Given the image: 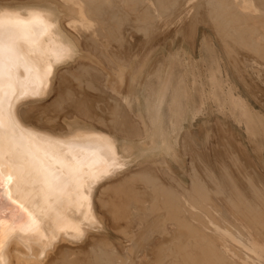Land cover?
I'll return each mask as SVG.
<instances>
[{"label":"rangeland","instance_id":"374dc122","mask_svg":"<svg viewBox=\"0 0 264 264\" xmlns=\"http://www.w3.org/2000/svg\"><path fill=\"white\" fill-rule=\"evenodd\" d=\"M0 1H2V0H0ZM3 1H7V0H3ZM19 1H22V0H8L7 2L15 3V2H19ZM28 1H34V0H28ZM108 1H112V0H108ZM115 1L116 0H114V3H116V5H118L119 8L121 7V4H122V8H120V9L118 8L120 11L119 12L120 14L119 13H117L118 15L113 14V12L115 13L116 10H117L116 12H118V9H116L115 11H111L112 12L111 16H115L116 18H117V16H119L118 19L113 17L114 19H111L107 22L100 23V25H99L100 27H98L99 19L98 20L96 19L95 21H93L94 23H97V24H94V26H93V28H97V31H96V30L88 29L87 25H89V22H88L89 20L86 18H83L82 19L83 23L87 24L84 26V29H82V30L78 29L80 32L75 30V29L71 30V31L69 30L70 34L75 39L79 40V41H77V46L80 50L81 56L80 55L78 56L77 60L73 63V65L72 64L70 66L64 65L63 67H61L58 70L60 72V71L64 70L65 68L67 69L68 66L71 67L70 71L72 73L70 72V77H69L70 78L69 79V81H70V112L69 113L70 114H68V115H70V122L71 121H79L85 125L93 126L96 129L103 130L104 132L108 131L107 133H111V134L116 135L117 138H119L122 141L121 142L122 146L124 145L123 139L128 138L127 140L133 142L132 144L135 145L136 148H134L132 151L135 154V156L138 158L140 163L138 166L135 165L132 169L128 170L127 175L131 176L132 172H133V174H136V173L138 174V172H141V171L149 172L150 168H151V170L154 169V171L153 172L150 171L151 174H150V176H148L149 179L145 178L144 175L135 177L134 178L135 180L133 179V181H135L134 182L135 184L130 182L131 184L130 183L129 184L131 186L128 185V187L130 189H132V187H133V189H134V188H138V186L140 187L139 184H141L142 188L143 187L146 188V189L144 188L145 191L149 190V191H147V193L148 192L149 193L148 194L146 193V195L144 196L145 199H147V200H144V202H143V199L141 198L142 199L141 204L142 203L145 204L146 202H149V203L153 202L152 204L153 205L155 204V206H157V207H159V206L162 207L163 204H164V206H163L162 212L161 211L156 212V209L155 210L152 208L149 209V206H150L149 204H147V203L145 205L143 204V206H147V207H144L147 209H144V208L143 209L146 211L148 210V212L146 213L145 211L141 210V212H140L141 217H140L138 210H135L138 212V216L140 217V219L138 220L137 219L138 218L137 212H135L134 209L132 210V208L128 209L129 207H131V205H133V204L136 205V204L140 203L139 200H138L139 202L137 201L136 203H134V201L130 200L133 197H135L133 193H132L133 194V197H132V196H130L131 193L130 194L127 193L128 195L123 194V192L121 190H117L118 189L117 188L113 191L112 194H111V192L108 195L106 194L104 200L108 199L107 201L109 202V204L113 201L112 204H110L109 209H108L109 205L106 204V202H104V201H101V202L97 201L98 204L96 203V207L98 209L97 210L98 214L103 219V223L107 227L106 228L107 229L106 236H108V238H109V242L105 243L102 241L103 244H100V245L104 248V249H102L104 251V253L106 252V254L108 253L107 254L108 256L109 255L111 256V257L109 256L111 261L113 258V262H111V264H113V263L114 264H150L151 261L153 260L152 258L155 257L154 255L159 250L157 248H160V251H161V246L163 245V247L165 246L164 248L162 247L163 249H165V250L162 249V251L164 252V255L166 254L167 255L166 257H168L171 253L170 256H173L172 253L173 252L176 253V249H178L179 246L181 244H183V242H184L183 245L184 246L186 245L185 246L186 248L183 245H181V248H179L183 252V255L180 253V250L178 249L179 250L178 256H177V254H175L172 257L173 260L168 259V258L166 259L165 256L163 255V252L161 251L162 255L164 256V258L166 260L165 261L161 260L164 258L157 260V258L155 257L156 259L154 258L153 263L154 264H156V263L157 264H160V263H162V264L163 263L164 264L169 263L170 264V262H171V264H172L173 262H175L173 264H176V262L178 261L177 263L184 264L186 261L185 264H188L189 262H190L189 264H197V263L198 264H202V263L212 264L210 262L215 258V256H217L218 253H219V255H221V253L219 252V250H218V253H217V250H215L219 247L218 240L213 238L208 233V230H207V226L209 225V219L206 217V214L207 215H209V214L207 213L208 209L206 210V207L213 209V204L218 202L223 208H226L228 210V212L231 214V216L234 220L241 218V220L245 224V227L251 232L252 235H254V237H255V235L260 236V235L264 234V227L259 225L261 227V229L263 228L261 231V229L255 223V220L253 221V220H251V218L248 219L249 217H247V212H245V211L248 208L247 207V204H248L247 201H250V200H248L249 198L244 196L245 194L244 195L242 194L243 196L241 194L239 195V192H241V188H240V186H241V187H244V188H242L241 193H243L247 189L249 191V189H250L254 194L257 193L256 196H259L262 199L264 197V183H263L264 182V174H263L264 173V131H263L264 130V62H263L264 61V54H263L264 53V9L263 8L264 7H262V6H264V4H263L264 0L263 1L260 0L259 2H258V0H244L245 4H246L245 7L247 6V8H244V6H242V4L239 3L240 0H235V1L234 0H228V1L223 0V2L227 1L228 5H227V3H223V5L226 4L227 5L226 10L228 12H230L229 16H227L228 18L227 17L224 18L225 20L224 19L221 20L223 16L221 15V13H218V11L221 12L220 6H222L219 2L220 0H218V1L217 0H214V1L213 0L212 1L211 0H205L207 2H205L206 4H204L203 7L205 8V5H206V8L202 9V11L198 7V5L201 3V2H199L200 0H198V1L197 0H183L184 3H182L181 0H172V1L171 0H167V1L163 0V2H162V0H161V2L159 0H157V1L155 0L156 2L153 0H147L148 2L145 1V3H147V5H149V7L151 6L150 8H152V9H150V8L148 9V6L145 3H143L144 0L143 1L137 0V2L138 1H140V3L142 2L141 6H140V4L138 5L137 2L134 0V2H136V4L133 3L131 5L133 7V5L135 4L136 6H134V7L136 9L133 8V10L131 9L132 7L130 4L127 6H124L126 0H124V1L117 0L116 2ZM120 1H121V3H120ZM193 1H194V3H193ZM231 1L233 2V4ZM122 2H124V3H122ZM157 2H160L162 5L160 3H159L160 5H159ZM171 2H174V3H171ZM214 2L216 4L213 5ZM175 3L176 4L179 3V5L181 3L182 5H180V7H179V5L178 4L176 5ZM195 3H198V5ZM209 3L211 5V7H210ZM221 3H222V0H221ZM126 4H128V3H126ZM142 4L146 5L147 7L145 8ZM234 4H235V6L237 5L238 8H237V6L235 7ZM168 5H169V7H168ZM112 6H114L113 2H112ZM128 6H130V7H128ZM159 6H162L163 10H160V12L158 10V12H157V8H159ZM228 6H230V7H228ZM171 7H173V8H171ZM178 7H179V9H178ZM214 7L216 10L214 9ZM233 7H235V10H232V9H234ZM138 8H139V10H137ZM142 8H144V9H142ZM239 8L240 9L242 8L241 10L246 11L247 14L248 13L249 14L251 13V14L247 15L243 11L245 13L243 16L242 15L243 13L242 14H241V12H240V14L238 13V11H240ZM255 8H256V10H255ZM68 9L69 8L67 7L65 9V11L67 12ZM145 9H146L148 15H147V13H145L146 11L144 12ZM173 9L175 12L173 11ZM198 9H200V10L198 11ZM140 10H142V11H140ZM149 10H151V11H149ZM204 10H208V11L213 12V15L211 16V14H212L211 12L207 11L208 12L207 13ZM70 11L72 13L76 12V10L74 8H70ZM123 11H124V13H123ZM132 11L135 12L134 13L135 15L137 13L138 14V15H136V16H138L137 18L140 19V17H141L140 20H142V21H143L142 16H145L144 18L147 19L148 16L150 15V19L149 20L147 19L148 22H152L151 14L156 15L158 17L161 15L160 18L162 17L163 23H160V25L158 24L157 27L156 26L153 27L152 28L153 30L152 29H150V30L148 29V31L145 30L146 32H149V31H152V32H150L149 34L147 33V36H144L143 33L146 34V32L141 29V26L137 29L138 26L133 27L134 25H132L133 24L132 20H135V15L133 13H131V14H133V15H131V17L129 16L130 15L129 13ZM152 11L154 13H152ZM161 11H162V13H164L163 15H166L168 13L169 16L167 15L166 18H164L163 15L161 14ZM197 11L199 13L196 14V16H195V13ZM235 11H237V12L235 13ZM139 12H141V14ZM233 12H234L235 16L232 17L231 13H233ZM125 13L127 15L129 14L128 16L131 18V21L128 19L129 17ZM122 14L124 15V17H125V15L127 16V17H125V19L121 18L122 21L124 20L123 22L120 19ZM140 15H142V16H140ZM239 15H240V17H239ZM209 16H211V18ZM241 16H243V17H241ZM234 17H236V19ZM250 17H253V18H250ZM215 18L216 19L218 18V21ZM126 19L128 22L130 21L131 23L129 22V24H128V22L125 21ZM144 21H145V19H144ZM214 21L219 22L220 25L218 23H215ZM221 21H223V22H221ZM230 21H231V23H230ZM238 21H240V22H238ZM125 22H127V23H125ZM221 23H224V25H226V24L227 25L224 26ZM216 24L219 25L220 27L219 26L217 27ZM123 25H125V26H123ZM127 26H129V27H127ZM130 26H132V28ZM193 26H195V27H193ZM221 26H222V28L224 27V29L226 31L223 30L221 28ZM233 26L235 27L234 29H233ZM246 26H248V27H246ZM250 26H251V28H250ZM122 27H125L128 29V30H125V31H128V33L126 32L127 38L123 37L125 34L122 35V33H124V32L121 33ZM158 27L162 28V29L159 30ZM191 28L192 29L196 28V32L194 31L195 35L191 34V32L194 30V29L192 30ZM63 29H64V27H63ZM216 29H218V30H216ZM221 29H222V31H221ZM153 31H154V33H153ZM233 31H235V32H233ZM237 31L238 32L240 31L239 32L240 35ZM252 32L253 33L255 32L254 35ZM83 33H85V34H83ZM223 33H224V35H223ZM235 33L236 34L238 33L237 34L238 36ZM217 34H220V35H217ZM82 35L83 36L85 35L88 38L84 40ZM244 35H245V37H244ZM256 35H258V36L256 37ZM253 36H254V38H252ZM223 37L226 39H224ZM244 38L246 40H244ZM221 40H223V41H221ZM146 42H147V44H146ZM224 45H226V46H224ZM102 47H104V49H102ZM223 48L224 49L226 48V50H224ZM231 49L234 51H232ZM129 50L131 53L129 52ZM230 53H232V55ZM174 55H176V56H174ZM175 57L176 58L178 57V59H176ZM231 57H233V58H231ZM82 59L85 61L82 62ZM191 59H192V61H191ZM249 59L251 60V62ZM186 60L188 61V63H190V67H188L189 69L186 68L185 66L183 67V66L179 65L177 62V61H181L184 64V61H186ZM109 61H111V62H109ZM232 61H233V64H231ZM78 62H79V64L82 63L83 66L85 65L84 67L86 70H87V68H89L88 71L82 70L84 67L83 66L80 67ZM124 62H126V64ZM192 62H193V64H191ZM107 63H108V67H107ZM234 63H235V65H234ZM194 64L196 66H198V68L192 67V66H194ZM117 65L121 66L122 72L124 73V82L123 83L118 81ZM78 66L80 67L81 70H78L79 69ZM86 66H87V68H86ZM73 67H76V69L78 67V69L75 70V68H73ZM155 70L160 71L159 76L154 77V78H149L150 76L155 74V72H156ZM187 70H189V71H187ZM194 73L198 79V81H196L197 85H194L193 83L191 84V80H190L191 76L190 75L194 74ZM212 73H214L215 76H220L222 78L223 82L221 84H218L216 82L213 83L211 80V78H212L211 74ZM181 74L188 78V79L187 78L186 79L189 80L188 86L191 85V86H189L190 88L192 86H197L196 87L197 88L196 93L202 92L203 93V99L198 98L195 102H193V104L190 106L188 113H187L188 114L187 116L189 117V119L185 120V121L182 120L184 125H185V128L182 129L183 131L181 130L182 132L180 131V133H181L180 137L181 138L179 137V139H178L179 141L177 143L179 145L174 147V148L178 147L177 150H178L179 155H180V160H178V158L174 157V154L176 153L175 149L170 150V152L167 153L168 149L166 147H164L163 145H161L159 135L162 134V132H164V131L169 132L171 130V123L172 122L175 123L176 125L180 124L182 122V121H180L182 119V116L180 118L178 112L180 109H184V106L175 105L169 99L170 95L176 94V95H180V96L183 95L184 96V93L186 92V90H184L183 86L181 85V81H180V78L182 77ZM55 78H54V85H53L55 88L52 89L51 96L48 97L47 100L41 106L45 110L40 109L39 110L40 112H38L35 109L36 111L31 110L30 112H28V113H30V115H32V113H33V115L27 116V120H26L27 123L29 125L39 127L38 129H40V130H51L53 128L54 129L51 130L53 132L56 131V129L60 130L58 128L55 129V127H52L53 126L52 124H54L53 122H55V124H56V122L59 123L58 119H60V123L62 122V124H64V125L69 124V117L67 116L68 112L62 111V110H61L62 112L61 111L59 112V110L61 109L60 105L58 103L59 101L57 100L58 102L56 103V106H55V104H52L54 102V99L58 98L57 97L58 93H56V91L59 92V95L61 94L60 88L56 87L59 84L60 80H59L57 75ZM164 78H165V80H164ZM84 79H86V81H84ZM114 79H115V81H113ZM163 81H164V83H163ZM111 82L112 83L118 82L114 89H113V86H111ZM216 85L219 87V89ZM219 85L223 86L222 87L223 90L227 91V90L231 89V91L237 97H239V99H241L242 103L240 102V104H239V101L231 102L230 97L226 93H225L226 96H224L225 97L224 98L221 95L222 91H221V89H220L221 87ZM134 86H136L135 89L133 88ZM159 87L160 88L162 87V88L160 89ZM101 90H102V92L100 93ZM112 92L117 98L120 99L119 100L121 102L120 104L125 103L124 107H122L121 110L118 111V113L120 111H122V112H120L121 114L119 113L120 116L117 118L120 120L121 115L124 113V111H125V113L122 115L121 120H123V118L126 117L127 115L129 116V117L127 116V118L130 120V123H129V125L124 127V132L118 131L116 126H113V128H115V130L113 128H110L109 126L112 127V125H109L108 123L106 124V126L101 124V122L99 123L98 117L95 120L96 117L91 115V117H93V118H90L89 115H86L87 114L86 111L88 109L87 104L90 102L93 104L95 103L96 105L102 104L103 107L108 108V109H109V105H110V107L114 106L115 102H116L115 99L112 98V100H114V102H113L111 100V97L108 96V93L112 94ZM102 93H104V95H102V96H105V94L107 96L105 98L103 97L105 100H107L106 101L108 104L107 106L104 105L105 103H102L104 101V99H102L103 101L100 102V99L102 98L100 95ZM145 93H148V96ZM89 98H91L90 101H89ZM107 98L110 99L109 102H108ZM56 99H55V101H56ZM236 103H238V104H236ZM139 104L141 107H139ZM239 106H241V108ZM127 107H128V109H127ZM151 108L154 110H152ZM202 109H204V110H202ZM41 110H43L44 112H46V111L47 112L44 114V112H42ZM140 111L143 112V114ZM36 112H38V114ZM127 112L130 114H128ZM172 113H175V115H173V118L171 119ZM241 113H244V114H241ZM62 115H65V116H62ZM106 115L104 113L105 118L111 116V115L110 116L109 115L106 116ZM243 119H245V120H243ZM28 120H29V122H28ZM99 121H100V119H99ZM44 122H46V123H44ZM217 122H219V123H217ZM121 124H118V126H120ZM130 124H132V125H130ZM134 126H136V127L138 126L139 128H137L135 130ZM127 127L128 128L130 127V129L134 135H137L140 131H142L145 134V136L142 132L141 133L143 134V137H142L141 133H139L137 135L138 137L133 136L132 132ZM255 127L259 129L258 132H257ZM140 128L142 130H139ZM116 130H117V132H116ZM127 130L130 132H128ZM138 130H139V132H138ZM255 132H257V133H255ZM184 136L186 138V140L184 139L185 142L183 141ZM230 136L232 139L229 138ZM140 137H142V138L140 139ZM154 138L158 139L159 143L153 144L152 140H154ZM225 139H227L228 142ZM149 141L152 143H150ZM181 141L186 144V147H183V145H185V144L182 143ZM131 142H128V143L130 144ZM147 142H149L148 144H151V146L150 145L148 146V144H146ZM188 142H189V144H188ZM191 143H193L194 146ZM236 143L241 144V147H239L240 145L237 146ZM187 144H188V146H187ZM189 145H191L192 147L190 148ZM235 145H236V147H234ZM195 149H198V151ZM162 152H164V153H162ZM171 152H172V154H171ZM192 152H194L195 155ZM213 153H214V155H213ZM237 153H238V155H235ZM229 155H231V156H229ZM163 158H166L168 160L167 163H165V162H163L164 164L162 163ZM156 159H158V160H156ZM198 159H200V160H198ZM140 160H142V161H140ZM234 160H237V161H234ZM141 162H143V163H141ZM206 163L208 166L206 165ZM223 163L225 166L228 164L227 166H229V168L227 166L225 167L224 165H222ZM146 164H148V168H146L147 166H144ZM221 165L223 167H225V168H223L224 170L226 169L225 171L222 170V167L221 168L219 167ZM199 166H201V167H199ZM152 167H153V169H152ZM217 167L221 169V172H218L220 169L217 170L218 169ZM141 168L143 170H141ZM167 168H169V169H167ZM178 168H180V169H178ZM204 168L207 170V172L204 171L205 170ZM208 168H210V169H208ZM228 169H230L231 173L228 172L229 171ZM138 170H140V171H138ZM147 170H149V171H147ZM238 170H239V172H238ZM197 171L200 174L199 176H198ZM202 171H204V172H202ZM212 171L215 172L214 173L215 175L212 173ZM223 171L225 172V174ZM154 172H157V173H154ZM208 172L213 174V176ZM191 173L193 175L194 174L195 175L193 176V175H191ZM203 173L208 175V176L204 175ZM221 173H222V175H220ZM209 174L212 177V179L210 178L208 180ZM223 174H224V177H223ZM228 174H230V175L228 176ZM219 175L221 176V178L219 177ZM231 175H232V178H231ZM262 175H263V178H262ZM195 176H198V178H196ZM216 176H218V177H216ZM233 176H234V179H233ZM150 177H152L151 179H153L155 177V178H157L156 180H158V181H159V179H161V182H159L160 184L157 183L156 180H154V179L152 181L150 179ZM228 177H229V179H228ZM140 178H141V181L139 180ZM144 178H145V180H144ZM172 178L174 180H172ZM194 178H196V179H194ZM260 178H262V179H260ZM192 179L196 180V182H200V184L196 183V182H195V184H197V185L199 184V186H201V188L199 186H196L194 188V189H196L197 187L199 188V189L198 188L196 189L197 192L195 190V193L193 192L194 190H192L193 186L195 185V184L192 185V183H194V182H192L193 181ZM198 179H200V180L198 181ZM231 179L235 182L232 183ZM221 180H223V183L221 182ZM247 180H249V182ZM162 181H163V183H162ZM202 181H204V182H202ZM210 181L211 182L213 181L214 184L211 183ZM236 181L239 184L236 183ZM144 182H145V184H147L146 182H149V184L146 186L144 184ZM152 182H154V183H152ZM177 182H179V183H177ZM201 182L205 185V186L203 185L205 189L202 187ZM215 182H219V183L218 184L216 183L217 184L216 185ZM137 183H138V185H137ZM207 183L209 186H207ZM179 184H180V186H178ZM231 184H233V185H231ZM237 184L239 187L236 190ZM155 185H157V188H155L156 187ZM181 185H183V191H182ZM164 186H166L167 188H165ZM216 186H218V188H216ZM254 186H256V187H254ZM162 187H164L165 189L171 188L172 191L175 193H173L171 190H170V192H168V190H163ZM256 188L260 191V193ZM202 189H204V190H202ZM150 190H153V193H155V194L151 193ZM159 190H161V191H159ZM212 190H215V191H212ZM220 190H221V192H220ZM224 190H225V192H224ZM226 190L228 193L226 192ZM115 191H116V193H118V192L119 193L116 194ZM166 191L169 193V195H168V193L166 194ZM185 191H186V193H184ZM191 191H192V193H191ZM199 191H202V192H199ZM203 191L206 193H204ZM208 191H209V193H207ZM229 191H230V193H229ZM125 192H128V191H125ZM178 192H180V193H178ZM182 192H183V195H185V196L182 195ZM217 192H219V193H217ZM170 193H173V195H170ZM196 193L198 194L197 195L198 197H194L196 195ZM231 193H233V196L230 195ZM201 194L203 197L201 196ZM223 194L225 195L226 198L224 197ZM150 195H153V196H150ZM163 195H165V196H163ZM179 195H181V198ZM204 195H205V197H204ZM218 195H220V197ZM234 195H236V196H234ZM107 196H108V198H107ZM168 196H175V197L179 196L178 198L182 199L183 203L181 202V200H180V202H177L176 198H175L176 200L175 199L174 200L177 203L173 202L174 201L173 197L168 198ZM150 197H156L155 198L156 200L153 198L155 200V201H153L152 198L149 199ZM162 197H163V199H160ZM164 197H166V198H164ZM235 197H236V199L238 198V200H236V202H233L232 200H230V199H233L235 201ZM123 198H126L127 200L123 199ZM206 198H208V199H206ZM239 198H241L240 201H239ZM261 198H260V201L262 200ZM121 199H123V200H121ZM228 199L230 201H227ZM191 200L193 201V203ZM245 200H247V201L245 202ZM197 201H198V203H197ZM207 201H209V202H207ZM262 201L264 202V199ZM157 203H159V205ZM166 203L169 204L168 206H170V208L167 205H165ZM174 203H176L177 206H175L176 205L175 204L174 205L175 207H174L173 206ZM179 203L181 206H179ZM196 203H197V206L195 205ZM229 203H231V204H229ZM201 204L204 206H202ZM153 205L150 207H153ZM198 205H199V207H198ZM236 205L238 207L240 206V208L236 207ZM155 206H154V208H155ZM184 206L187 207L188 209L187 208L185 209ZM177 207H180V210L182 211V209H183V211L181 212L179 210V208L177 209ZM181 207H182V209H181ZM203 207H205V208H203ZM172 208L176 209L177 211L173 209L172 210L173 212H172L171 211ZM235 208L238 210H233ZM242 208H243V212H245L244 217L240 216L241 214L243 215ZM106 209H108V210H106ZM149 210H151V211H149ZM164 210H166V211H164ZM165 212L166 213L168 212V214H166ZM179 212L180 213L185 212V214H183V215L189 219L188 221H191L192 223L194 222L195 224H193V226L191 224V226L192 227L197 226V229H194L195 227L190 228L189 227L190 223L188 221L184 220L185 221L184 222L183 220H181L179 215H178V214H180ZM240 212H242V213H240ZM131 213L135 214V215H132ZM144 213H146L148 216ZM195 213L202 215L204 217V219L202 218V216H199V218H197V220H196L195 219V215H196ZM149 214H151L153 217L150 216ZM211 214L213 215V213H211ZM130 215L133 217L131 218ZM161 215H163L164 218L163 217L162 218L164 220L160 217ZM166 215H168V216L165 217ZM189 215H191V216H189ZM197 215H196V217H198ZM212 215H210V216H212ZM192 216H193V218H192ZM134 217H137L136 218L137 220ZM200 217L204 220V222H201L203 220L200 219ZM213 217H214V215L211 218L214 219ZM128 218H130L132 221H136V223H138V226L136 228H133V230H137V231L140 230V233L138 236L131 233L132 235H134L133 239H132V236H129L126 232V229L129 228L130 227L129 225H131V223H132V221ZM243 218H245V219H243ZM252 218H255V217L253 216ZM115 219H117L119 221V222L116 221L117 226H119L120 222L123 219H124L125 224H127L128 222H130V223H128V225L126 227H124V230L122 227L121 228L119 227V229H115V227H113V225H115V223H114ZM125 219L128 221L125 222L126 221ZM142 219L144 221H142ZM154 219H156V220L154 221ZM168 219H172L173 221L172 220L169 221ZM247 219L249 220V223H250V221L254 222L253 223L254 227L251 226V225H253L252 222L250 223L251 225L249 226V223L246 222ZM162 220L164 222H162ZM175 220H177V221H175ZM179 221H181L182 223H185V224H181V226H182L181 227L180 223H179V225L176 224ZM186 222L189 223V225H188V223H187V225L190 229L186 228L187 227ZM163 225H166V226H163ZM185 225H186L185 229H187V231H185V229H182L184 231L179 230V228L181 229ZM164 227H166L168 230ZM130 228L132 229V227H130ZM198 228H199V230H198ZM131 229H127V230H131ZM161 229H162V231L164 230L163 232H165L167 230L168 233H166V234L163 233L161 231ZM177 229H178V231H177ZM200 229H201V231H200ZM189 230L192 231L190 233V235L188 232ZM193 230L194 231L196 230L197 233L200 231L201 233L200 232L198 233L200 235L195 234V232ZM256 231H257V234H256ZM174 232H176L175 235L177 237L179 235L182 236V237L181 236L178 237V238H183L181 240H184L186 238L185 241H180L178 239L179 245H177L178 240L175 239L177 241V242H175L176 244L173 243L174 245H176L175 247L171 243L172 241L173 242L175 241L174 238H177L174 235ZM203 232H204V234L206 233L207 236H206V234H205V236H204V234L202 235ZM133 233H135V232H133ZM162 233H163V235H162ZM169 233H170V236L174 237V238H170L169 236H166ZM259 233H260V235H259ZM186 234H188L189 238H187ZM196 235H198V236H196ZM190 236L193 238L190 239ZM195 236L198 238H196ZM194 237H195V240H194ZM261 237L264 238V235ZM202 238L204 240H202ZM206 238H208V239H206ZM258 238L261 239L260 237H258ZM189 239L191 242L189 241ZM211 239H214L218 246L216 244H214L215 243L214 240L212 241ZM199 240L201 242H199ZM169 241L172 245L169 243ZM110 242H112L114 244V246L112 244V247H114L115 250H117L115 255H116V257H117V255H119V258H114L115 256L112 257V255L110 253L111 246H110V248L106 247L107 244L109 246ZM180 242H181V244H180ZM192 242H194V245H192L193 244ZM197 242H199L198 245H197ZM202 242L203 243L209 242L210 244H213L212 247H209L212 249L208 248L209 250L205 249L206 250L205 251L204 248L208 247L210 244L207 243V246H205V243L203 244ZM260 242L263 244L264 240L261 239ZM89 244L90 243L86 244L83 247L84 249L82 251L83 252L87 251L90 253L93 251L92 253L95 254L96 252H94L95 250H93V248H95V247L92 248V246ZM80 245H82V244H80ZM110 245H111V243H110ZM187 245H188V247H187ZM199 245L200 246L204 245V248H203V246L201 248H203V250L205 252H207L206 254L209 256L213 251V253L210 257L211 258L214 257V258L211 259L209 256H206L205 252H203V250L201 248L199 250V248H198ZM214 245H216L217 247ZM155 246H160V247H155ZM191 246L192 247L197 246L198 249H196V247L189 249V248H191ZM106 249L109 252L105 251ZM167 249H168V251H170L169 253H168ZM184 249L187 252H184ZM149 250L152 252L151 254L148 253ZM155 250H157V251H155ZM103 251H102V253H103ZM165 251H167V253ZM200 252L202 253V255H200L201 254ZM193 253H196L199 256L196 254L193 255ZM184 254H186L184 258H186V256L189 254L190 257H192L190 259L192 262L189 260L190 257L188 259L186 258L187 260L182 258L181 256H184ZM203 254L206 257H204ZM214 254H215V256H213ZM113 255H114V253H113ZM120 255H122L121 256V258L123 257L122 259H120ZM106 256H105V258H106ZM127 256H128V258H127ZM175 256H177L176 257L177 259L174 258ZM232 256L237 261L227 260V262L230 261V262H228L229 264H231V262L233 264H238L239 263L238 261H240V259L237 256H235L233 253H232ZM83 259L85 260V258H83ZM174 259H176V260L174 261ZM182 259H184V261ZM204 260H205V262H207V260L208 261L211 260V261L205 263ZM108 261L109 260H107V262ZM158 261L159 262L161 261V262L158 263ZM216 261H214L213 264L216 263ZM109 262H108V264H110ZM122 262H124V263H122ZM199 262H201V263H199ZM223 262H226V261L224 260ZM153 263H151V264H153ZM216 264H218V263H216Z\"/></svg>","mask_w":264,"mask_h":264},{"label":"bare ground","instance_id":"6f19581e","mask_svg":"<svg viewBox=\"0 0 264 264\" xmlns=\"http://www.w3.org/2000/svg\"><path fill=\"white\" fill-rule=\"evenodd\" d=\"M7 1H3V0L0 1V66H2V72H0V87L3 88L4 97H5L4 109H3V112L0 113V163H2V165H3L4 175L11 178V182L8 185V188H7V194H10L12 200H14L17 204L23 206V208L31 215L32 222H31L30 226H26L25 228H20V227L8 228V227H5L3 242H2V245H0V264H108L109 261H110L109 263L111 264V262H113V258H112V261H111V259H110L111 256L109 255L110 256L109 257L107 255L108 253L107 254H106V252L104 253V251L102 250L104 248L100 245V244H103L102 241L105 242V243L109 242V238H108V236H106V232H107V229L106 228L107 227L103 223V219L98 214V211H97L98 209L96 207V203H97V201H99V202L104 201V202H106V204L109 205L108 206V209H109L110 208V204H112L113 201L109 204V202L107 201L108 199L104 200V198H105L106 194L108 195L110 192L112 194L113 191L118 188L117 190H121L123 192V194L128 195L127 193H129V194L131 193L130 196H132V197H133V194H134L135 197H133L132 199H130V200L134 201V203H136L138 200L140 201L139 204H136V205L133 204L128 209H131L132 208V210L134 209V211L135 210H138L139 216L141 215L140 214L141 210L142 211H145L147 213L148 210L147 211L144 210V209H147V208H144V207H147V206H143L144 203L141 204V202H142L141 200L143 199V202H144V200H147V199H145L144 196L146 195L147 191H149V190H146L145 191L146 188L145 187L142 188L141 187V184H139L140 187L138 186V188H134V189H133V187H132V189H130L128 187V185L131 186L130 185L131 183L135 184L134 183L135 181H133V179L135 177H137V176H143L144 175L145 178H148L149 179L148 176H150V174H151L150 171L153 172L154 169L152 167L153 170H151V168H150V171L147 170L149 172L141 171V172H138V174L137 173L136 174H133V172H132L131 176L127 175L128 174V172H127L128 170L132 169L135 165L138 166L139 163H140L139 160H138V158L135 156V154L132 151L134 148H136L135 145L132 144L133 142L127 140L128 138L127 139H123L124 145L122 146V143H121L122 141L119 138H117L116 135L111 134V133H107L108 131L107 132H104L103 130L96 129L93 126L85 125V124H83V123H81L79 121H71L70 122V115H68V114H70L69 113L70 112V81H69L70 78L69 77H70L71 67H69V66L71 64L73 65V63L77 60L78 56L80 55V50H79V48L77 46V41H79V40L78 39H75L70 34V31L71 30H74V29L77 30V31H79L78 29H81V30L84 29V26L87 25V24H84L83 23V21H82L83 18H86V19L89 20L88 21L89 22V25H87V28L88 29H90V30H96L97 31V28H93L94 24H97V23H94L93 21H95L96 19L97 20L99 19V21H98L99 22L98 23V27H100L99 26L100 23L107 22V21H109L111 19L116 18L115 16H111L112 15L111 14L112 13L111 11H115L119 7H118V5H116V3H114V0H112V1H108V0H54V1L53 0H34V1L22 0V1H19V2H15V3H10V2H7ZM122 1H124V0H122ZM135 1L137 2V0H135ZM145 1H147V0H144L143 3H145ZM153 1H155V0H153ZM159 1L161 2V0H159ZM181 1H182V3H184L183 0H181ZM227 1L226 2H223V0H222V3H221V0L219 1L220 4L222 5V6H220L221 7V12L218 11V13H221V15L223 16V17L221 16L222 17L221 20H223L225 17L229 16V13H230V12H228L226 10L227 5H228ZM259 1L260 0H258V2ZM112 2L114 4V6H112ZM136 2H134V0H126L124 6H127L129 4L131 5L133 3L136 4ZM138 2H137V4L138 5L140 4V6H141V3L142 2L141 3H140V1H138ZM160 2H157V3L159 4ZM162 2H163V0H162ZM199 2H201L199 5H198V3H195V4H197L198 7L202 11V9H205L206 8V5H205V8L203 7V5L206 4L205 2H207V1H205V0H202L201 1L200 0ZM120 3H121V1H120ZM122 3H124V2H122ZM126 3H128V4H126ZM171 3H174V2H171ZM193 3H194V1H193ZM223 3H227V5L226 4L223 5ZM239 3L242 4V6H244V8H247V6L245 7L246 4H245V1L244 0H240ZM135 4L133 5V7L131 5V7H132L131 9L132 10H133V8H135L134 6H136ZM145 4L147 5V3H145ZM177 4L179 5V3H177ZM214 4H216V3L214 2L213 5ZM232 4H233V2H232ZM146 5H143V6L145 8L148 6V9L151 7V6L149 7V5H147V6ZM169 5H168V7H169ZM180 5H182V4L180 3ZM180 5H179V7H180ZM209 5H210V3H209ZM234 6H235V4H234ZM67 7L69 8L68 9L69 12L68 11L67 12L65 11V9ZM128 7H130V6H128ZM179 7H178V9H179ZM210 7H211V5H210ZM228 7H230V6H228ZM235 7H233L234 9H232V10H235ZM262 7H264V6H262ZM70 8H74L76 10V12L75 13H72L70 11ZM120 8H122V4H121V7ZM159 8H157V12H158V10H159V12H160V10H163L162 9L163 8L162 6H159ZM171 8H173V7H171ZM237 8H238V6H237ZM119 9H118V12H116L117 11L116 10L115 13L113 12V14L116 15L117 13H119L120 12ZM142 9H144V8H142ZM150 9H152V8H150ZM200 9H198V11ZM214 9H215V7H214ZM241 9H240V11H238L239 14H240V12H241V14L243 13L242 14L243 16H244L245 13L247 14L246 11L243 10L245 12L244 13ZM137 10H139V8ZM255 10H256V8H255ZM140 11H142V10H140ZM145 11H146V9L144 10V12ZM149 11H151V10H149ZM173 11H174V9H173ZM198 11L195 13V16H196V14L199 13ZM204 11L207 12L208 10H204ZM208 12H211V11H208ZM236 12L237 11H235V13ZM123 13H124V11H123ZM131 13L134 14L135 12H133V11L130 12L129 13L130 15L128 14L130 17H131V15H133ZM139 13L141 14V12H139ZM145 13H147V11ZM152 13H154V12L152 11ZM211 13L210 14L212 16L213 15V12H211ZM161 14L163 15L164 13H162V11H161ZM231 14H232L231 15L232 17L235 16L234 12L231 13ZM126 15H125V17L128 16V15L127 16ZM136 15H138V14L136 13ZM136 15H135V20H132V22H133L132 25H134L133 27L138 26L137 29L141 26V29L143 31H145V30L148 31V29L150 30V29H152L155 26L157 27L158 24L160 25V23H163L162 17L160 18L161 15L158 17L156 15H152L151 14V16H152L151 17L152 22H148L147 21V19L148 20L150 19V15L148 16L147 19L144 18L145 16L140 15V16L143 17V21L140 20L141 17L139 19V18H137L138 16H136ZM147 15H148V13H147ZM167 15H168V13L166 15H163V17L166 18ZM211 16H209V17L211 18ZM243 16H241V17H243ZM118 17L119 16H117L116 19H118ZM125 17L122 14V16L120 17V19L121 18H124L125 19ZM130 17L128 19L131 21V18ZM239 17H240V15H239ZM234 18L236 19V17H234ZM250 18H253V17H250ZM144 19H145V21H144ZM216 20L218 21V18ZM41 21H43V24L46 25V27H42L41 26ZM121 21H122V19H121ZM125 21H127V19ZM127 22H125V23H127ZM129 22H128V24H129ZM214 22L215 23H218L220 25L219 22H216V21H214ZM221 22H223V21H221ZM238 22H240V21H238ZM230 23H231V21H230ZM221 24L224 25V23H221ZM219 25H217V27ZM226 25H224V26H226ZM62 26L64 27V29H63ZM123 26H125V25H123ZM195 26H193V27H195ZM222 26H221V28H222ZM127 27H129V26H127ZM130 27L132 28V26H130ZM246 27H248V26H246ZM124 28L125 27H122L121 33L124 32V33H122V35L125 34L126 36L124 35L123 37H126L127 38L126 32L128 33V31H125V30H128V29L127 28L124 29ZM234 28L235 27L233 26V29ZM250 28H251V26H250ZM160 29H162V28H159V30ZM193 29H192L193 31L191 30L192 32L191 31L190 32H191L192 35H195L194 31L196 32V28H193ZM222 29L225 30L224 27ZM222 29H221V31H222ZM216 30H218V29H216ZM154 31H153V33H154ZM150 32H152V31L146 32V34L143 33V35L144 36H147V33L149 34ZM233 32H235V31H233ZM254 33H253V35H254ZM83 34H85V33H83ZM217 35H220V34H217ZM223 35H224V33H223ZM239 35H240V33H239ZM257 36L258 35H256V37ZM244 37H245V35H244ZM83 38L85 40L88 37H86L84 35ZM252 38H254V36ZM224 39H226V38H224ZM244 40H246V39L244 38ZM221 41H223V40H221ZM146 44H147V42H146ZM224 46H226V45H224ZM102 49H104V47H102ZM224 50H226V48ZM232 51H234V50H232ZM129 52H130V50H129ZM230 54L232 55V53H230ZM174 56H176V55H174ZM231 58H233V57H231ZM176 59H178V57ZM83 61H85V60L82 59V62ZM191 61H192V59H191ZM79 62H78V64H79ZM109 62H111V61H109ZM177 62H178L179 65H181L183 67L184 66L186 68L190 67V63H188L187 60L184 61V64L185 65L181 61H177ZM250 62H251V60H250ZM124 63L126 64V62H124ZM191 64H193V62ZM231 64H233V61H232ZM64 65H69V66H68L67 69L65 68L64 70H62V71L59 72L58 70L61 67H63ZM234 65H235V63H234ZM79 66L82 67L83 66L82 63H80ZM87 66H86V68H87ZM78 67H77V69H78ZM80 67H79L78 70H81ZM107 67H108V63H107ZM192 67L198 68V66H196L195 64ZM73 68H75V70H77L76 67H73ZM117 68H118L117 69L118 70V74H117L118 81H120L121 83H123L124 82V73L122 72L121 66L117 65ZM88 69L89 68H87V70H86L85 67H84L82 70L88 71ZM155 71H156L155 74L152 75V76H150L149 78H154V77H158L159 76L160 71L159 70H155ZM187 71H189V70H187ZM56 75L58 76V78L60 80L59 81V84L56 87L57 88H60L61 94L59 95V92L56 91V93H58V96H57L58 98L57 99L55 98L56 101L54 99V102L55 103L53 102L52 104H55V106H56V103L59 101L58 103H59L61 109L60 110L58 109V110H59V112L61 110L68 112L67 113V116L69 117V124L64 125V124H62V122L60 123V119H58L59 120V123L56 122V124H55V122H53L54 124H52L53 125L52 127H55V129L58 128L60 130H57L56 129V131H54V132L51 131L54 128L51 129V130H40V129H38L39 127H35V126L29 125L27 123V121H26L27 120V116L30 115V113H28V112H30L31 110H35V109L38 112H40L39 111L40 109H44L41 106L47 100V98L51 96L52 89L55 88L53 85H54V78L56 77ZM181 76H182L180 78L181 85L183 86V89L186 90V92L184 93V96L183 95L180 96V95L173 94V95H170V98L169 99L175 105H179V106L182 105V106H184V109H180L178 113H179L180 118L182 116V119L180 121H182V120L185 121V120H188L189 119V117L187 116L188 115L187 113H188V110H189L190 106L198 98L199 99L200 98L203 99V93L202 92L196 93L197 92V88H196L197 86H192L190 88L189 86H191V85L188 86V82H189V80H187L188 78L185 77L182 74H181ZM190 76H191L190 77L191 78L190 79L191 80V84L193 83L194 85H197L196 84V81H198V79H197V76L195 75V73L194 74H191ZM211 77H212L211 80H212L213 83L216 82L218 84H221L223 82L222 81V78L220 76H215L214 73L211 74ZM164 80H165V78H164ZM84 81H86V79H84ZM113 81H115V79ZM117 83L118 82H113V83L111 82V86H113V89L116 87V84ZM163 83H164V81H163ZM135 87L136 86H134L133 88L135 89ZM220 87H221L220 89L222 91L221 95L223 97L226 96V94H228V96L231 99V102L239 101V104H240V102L242 103L241 99H239V97H237L231 91V89H229V90L226 91V90H223L222 89L223 86H220ZM218 89H219V87H218ZM101 92H102V90L100 91V93ZM145 94H147V96H148V93H145ZM102 95H104V93H102L100 95L102 97V98L100 97L101 98L100 99V102L103 101L102 99H104L105 97H107L106 94H105V96H102ZM108 96L111 97V100H112V98L115 99L116 102H115V105L114 106H111L110 107V105H109V109H108V108L103 107L102 104H101L102 105L101 106V105H96L95 103L93 104V103L90 102V103L87 104L88 109L86 111L87 114L86 113L85 114L86 115H89L90 118H93V117H91V115L94 116V117H96L95 120L98 117L100 119V121L98 119V122L99 123L101 122V124H103L105 126L108 123L109 125H112V127L109 126L110 128H113V126H116V128H117L118 131L124 132V127H126L130 123V120L127 118L128 115L126 117H124L123 120H121L122 115L125 113V111H124V113L121 115L120 120L117 117L120 116L119 113L122 112V111H120L119 113H118V111L121 110L122 107H124V104L125 103L124 104H120L121 103L119 101L120 99L117 98L113 94V92H112V94L108 93ZM10 99H11V102H12L11 110H9V107H8V104H9V100ZM90 100H91V98H89V101ZM109 100L110 99H108V102H109ZM104 101L102 103H105L104 105L107 106L108 105L107 102H106L107 100L104 99ZM112 101L114 102V100H112ZM236 104H238V103H236ZM139 107H141L140 104H139ZM239 107L241 108V106H239ZM127 109H128V107H127ZM152 110H154V109H152ZM202 110H204V109H202ZM41 111L44 112L43 110H41ZM38 112H36V113L38 114ZM46 112H44V114ZM104 113H105V115L107 114L106 116H108V115L110 116L111 115L110 116L111 118L110 117L105 118ZM141 113L143 114V112H141ZM128 114H130V113H128ZM241 114H244V113H241ZM32 115H33V113H32ZM32 115H30V116H32ZM173 115H175V113H172L171 114V119L173 118ZM62 116H65V115H62ZM243 120H245V119H243ZM28 122H29V120H28ZM44 123H46V122H44ZM217 123H219V122H217ZM118 124H121V125L118 126ZM130 125H132V124H130ZM134 127H135L134 128L135 130L137 128H139L138 126L137 127L134 126ZM184 128H185V125H184L183 121L180 124H177V125L172 122L171 123V130L169 132H165L164 131V132H162V134L159 135L161 145H163L164 147H166L169 150V151L167 150V153H169L170 150H174L175 149L176 153L174 154V157L175 158H178V160H180V155H179V152L177 150L178 147L177 148H174V147L177 146V145H179L177 143L179 141L178 140L179 137L181 136L180 131L182 129H184ZM113 129L115 130V128H113ZM128 129H130V127ZM117 130H116V132H117ZM139 130H142V129L140 128ZM139 130H138V132H139ZM256 130L258 132L259 129L256 128ZM130 131H131V129H130ZM130 131H128V132H130ZM141 132L142 131H140L139 133H141ZM257 132H255V133H257ZM143 134H142V137H143ZM132 135L138 137L137 135H134L133 132H132ZM144 136H145V134H144ZM185 136L183 137V141H184V139L186 140ZM142 137H140V139ZM229 138L232 139L231 136ZM225 140L227 141V139H225ZM128 142H131V143L129 144ZM149 142H147L146 144H148ZM152 142H153V144H157V143H159V140L156 139V138H154V140H152ZM152 142H150V143H152ZM184 142H182V143H184ZM189 142H188V144H189ZM188 144H187V146H188ZM191 144H193V143H191ZM149 145L151 146V144H148V146ZM236 145L237 146L240 145L239 147H241V144L236 143ZM236 145L234 147H236ZM193 146H194V144H193ZM183 147H186V144L183 145ZM189 147L191 148L192 146L189 145ZM195 150L198 151V149H195ZM162 153H164V152H162ZM192 153H194V152H192ZM171 154H172V152H171ZM194 155H195V153H194ZM213 155H214V153H213ZM235 155H238V153L235 154ZM229 156H231V155H229ZM156 160H158V159H156ZM198 160H200V159H198ZM140 161H142V160H140ZM167 161L168 160L166 158H163L162 159V163L163 162L167 163ZM234 161H237V160H234ZM141 163H143V162H141ZM206 165H207V163H206ZM222 165H224V163ZM222 165L219 166V167L220 168L222 167V170H224L223 168H225L228 164L226 166L224 165L225 167H223ZM144 166H147L146 168H148V164H146ZM199 167H201V166H199ZM227 167L229 168V166H227ZM220 168H218L217 170H219ZM167 169H169V168H167ZM178 169H180V168H178ZM208 169H210V168H208ZM230 169H228L229 170L228 171L229 173H231L230 172ZM141 170H143V169L141 168ZM138 171H140V170H138ZM204 171L207 172L206 169ZM204 171H202V172H204ZM210 172H208V173H210ZM218 172H221V169ZM238 172H239V170H238ZM154 173H157V172H154ZM212 173L214 174L215 172L212 171ZM210 174H209L208 180L210 178L212 179V177L210 176ZM213 174H211V175L213 176ZM224 174H225V172H224ZM224 174H223V177H224ZM191 175H193V174L191 173ZM199 175L200 174L198 172V176ZM204 175H206V174H204ZM220 175H222V173ZM220 175H219V177L221 178ZM229 175L230 174H228V176ZM232 175H231V178H232ZM198 176H195V177L198 178ZM206 176H208V175H206ZM152 177H150V179ZM216 177H218V176H216ZM145 178H144V180H145ZM196 178H194V179H196ZM262 178H263V175H262ZM262 178H260V179H262ZM153 179L156 180L157 178L154 177ZM153 179H151V180L153 181ZM194 179H192L193 180L192 182H194V183H192V185L195 184V182H196V180H194ZM200 179H198V181ZM228 179H229V177H228ZM233 179H234V176H233ZM139 180L141 181V178ZM172 180H174V179L172 178ZM247 181L249 182V180H247ZM156 182L157 183L161 182V179H159V181L156 180ZM202 182H204V181H202ZM221 182L223 183V180H221ZM231 182L233 183L235 181L232 180ZM146 183L147 184H145V182H144V184L147 186L149 184V182H146ZM152 183H154V182H152ZM162 183H163V181H162ZM177 183H179V182H177ZM196 183H199L200 184V182H196ZM211 183L214 184L213 181ZM216 183L218 184L219 182H215V184ZM236 183H238V182L236 181ZM199 184L198 185L195 184L193 186V189L192 190H194L193 191L194 193H195V190L198 187L196 189H194V188L196 186H199ZM238 184L236 185L237 186L236 190L239 187ZM137 185H138V183H137ZM201 185L204 188L205 185L203 183ZM231 185H233V184H231ZM155 186H156L155 188H157V185H155ZM178 186H180V184ZM207 186H209L208 183H207ZM218 186H216V188H218ZM164 187L167 188L166 186H164ZM164 187H162L163 190H168V192H170V190L172 191L171 188L165 189ZM181 187H182V191H183V185H181ZM199 187L201 188V186H199ZM254 187H256V186H254ZM240 188H241V192H242V188H244V187H241L240 186ZM204 189H202V190H204ZM116 191H115V193H116ZM125 191H128V192H125ZM159 191H161V190H159ZM212 191H215V190H212ZM247 191H248V189L246 191H244L243 193L239 192V195L240 194L241 195L242 194L243 195L245 194L244 196H246L247 198H249L248 200H250V201L245 200V202L247 201V203H248L247 204V207L248 208H247V210L245 212H247V217H249L248 219L251 218V220H253V221L255 220V223L261 229L260 226L264 227V204H263L264 202L262 201L264 199V197L261 195L263 197V199H262L261 197L256 196L257 193L254 194L250 189H249L248 192ZM150 192L153 193V190H150ZM168 192L166 191V194ZM196 192H197V190H196ZM199 192H202V191H199ZM220 192H221V190H220ZM224 192H225V190H224ZM226 192H227V190H226ZM118 193H116V194H118ZM173 193H175V192H173ZM173 193H170V195H173ZM178 193H180V192H178ZM184 193H186V191ZM191 193H192V191H191ZM204 193H206V192H204ZM207 193H209V191ZM217 193H219V192H217ZM229 193H230V191H229ZM259 193H260V191H259ZM153 194H155V193H153ZM202 194H201V196H202ZM168 195H169V193H168ZM182 195H183V192H182ZM197 195L198 194L196 193V195L194 197H198ZM220 195H218V196L220 197ZM230 195L233 196V193H231ZM150 196H153V195H150ZM163 196H165V195H163ZM179 196L181 198V195H179ZM183 196H185V195H183ZM234 196H236V195H234ZM169 197H173V200L176 198L177 200L176 199L175 200L177 202H180V200L182 202V199H180L178 197L168 196V198ZM204 197H205V195H204ZM224 197H225V195H224ZM107 198H108V196H107ZM151 198H152L153 201L156 200L155 199L156 197H150L149 199H151ZM164 198H166V197H164ZM260 198L262 199L261 200L262 202L260 201ZM123 199H126V198H123ZM123 199H121V200H123ZM160 199H163V197L160 198ZM206 199H208V198H206ZM240 199L241 198H239V201H240ZM175 200L173 202H176ZM230 200H232L233 202H236V200H238V198L236 199V197H235V201L233 199H230ZM230 200L228 199L227 201H230ZM209 201H207V202H209ZM146 203L149 204L150 206L153 205L152 204L153 202L152 203L146 202ZM167 203L165 205L168 206L169 204H167ZM176 203H174L173 206ZM192 203H193V201H192ZM197 203H198V201H197ZM197 203L195 204L196 206H197ZM231 203H229V204H231ZM157 204L159 205V203H157ZM150 206H149V209L152 208L154 210L156 209V212L157 211L158 212H160V211L162 212L163 211L164 204H163L162 207H160V206L157 207V206H155V204L153 205V207H150ZM154 206H155V208H154ZM175 206H177V204ZM179 206H181L180 203H179ZM202 206H204V205H202ZM168 207L170 208V206H168ZM198 207H199V205H198ZM236 207H238V206L236 205ZM178 208L180 210V207H177V209ZM184 208L186 209L187 207L184 206ZM203 208H205V207H203ZM238 208H240V206ZM108 209H106V210H108ZM173 209L174 208H172L171 211ZM181 209H182V207H181ZM174 210H176V209H174ZM206 210H207V213L209 214V215L206 214V217L209 219V225L207 226V230H208V233L213 238H215L216 240H218L219 247L217 249H215V250H217V253H218V250H219V252L221 253V255H219V253H218L217 256H215V254H216L215 253L213 255V256H215V258L213 257L215 259L214 260L213 258L210 257L212 255V253H213L212 250H211L212 253L210 254V256L206 254L207 252H205V251L209 247H212L213 246V244H210L209 242H207V243H209L211 246L209 245L208 247H205L204 248V245H202L203 248H204V250L206 249L205 251L203 250V248H201L202 246H200V245L198 246L199 250L201 248L203 250V252H205V255L206 256H209L214 261H216V260L218 261L219 260L218 262L216 261V263H218V264H229L228 262H230V261L227 262V260L237 261L232 256V253L240 259V261H238L240 264H264V243L262 244L260 242L261 239L264 240V238L261 237L264 234L263 235H260V233H259L260 236L257 235L261 239H259L256 235L254 237V235H252L251 232L245 227V224L241 220V218L234 220L232 218L231 214L228 212V210L226 208H223L218 202L213 204V209L206 207ZM233 210H238V209L235 208ZM149 211H151V210H149ZM164 211H166V210H164ZM182 211H183V209H182ZM135 212H137V211H135ZM138 212H137V216H138ZM210 212L213 213V215H214L213 218L214 219L211 218L213 215ZM242 212H243V208H242ZM242 212H240V213H242ZM245 212H243V215L241 214L240 216H243L244 217V213ZM146 213H144V214H146ZM166 214H168V212ZM183 214H185V212L178 214L179 217H180V219L183 220V221L184 220L188 221L189 219L186 218V216H184ZM132 215H135V214H132ZM149 215L152 216L151 214H149ZM196 215H195V219L196 220H197V218H199V216H202V215L198 214L197 215L198 217H196ZM210 215H212V216H210ZM139 216H138V218L137 217H134V218L135 219L137 218L139 220L140 217H141V216L140 217ZM167 216L168 215H166L165 217H167ZM189 216H191V215H189ZM253 216L255 218H252ZM7 217H8V220L11 222L12 221V214H8ZM132 217L133 216H131V218ZM160 217L162 218L163 215H161ZM192 218H193V216H192ZM202 218L204 219L203 216H202ZM202 218L200 217V219H202ZM128 219H130V218H128ZM172 219H168V220L170 221ZM243 219H245V218H243ZM155 220L156 219H154V221ZM163 220H162V222H164ZM247 220H246V222L249 223V220L248 221ZM116 221L119 222L117 219H115L114 220L115 225L112 224L113 227H115V229H119V227L120 228L122 227L123 230H124V227H126L128 225V223H130V222H128L127 224H125L124 223V219H123L120 222L119 226H117ZM127 221L128 220H126L125 222H127ZM142 221H144V220L142 219ZM175 221H177V220H175ZM188 222L190 223V226H189L190 228L193 226V224H195L194 222L192 223L191 221H188ZM188 222H186V225H187ZM201 222H204V220L201 221ZM251 222L252 221H250V223ZM179 223H180V226H181V224H185V223H182L181 221L177 222L176 224L179 225ZM189 223H188V225H189ZM250 223H249V226L251 225ZM253 223L254 222H252V224ZM191 224H192V226H191ZM186 225L183 226V228H181V229L179 228L180 227L179 226L178 227L179 230L184 231L182 229H185ZM188 225H187L186 228L187 229H190L188 227ZM129 226L132 227V229L129 227L127 229H131V230H127L126 229V232H127V234L129 236H132V239H133V236L134 235H132V234H135V235L138 236L139 233H140V230L139 231L133 230V228H136L138 226V223H136V221H132L131 225H129ZM163 226H166V225H163ZM251 226L254 227V224L251 225ZM194 227H192V228H194ZM164 228H166V227H164ZM187 229H185V231H187ZM194 229H197V226ZM262 229H261V231H262ZM167 230L165 232H163L164 230L162 231V229H161V231L163 233H165V234L168 233ZM198 230H199V228H198ZM177 231H178V229H177ZM200 231H201V229H200ZM133 232H135V233H133ZM176 232H174V235L176 234ZM188 232H189V235H190V233L192 231L189 230ZM194 232H195V234H198L199 233V232L197 233L196 230ZM163 233H162V235H163ZM203 234H204V232L202 233V235ZM205 234H204V236H205ZM256 234H257V231H256ZM198 235H200V234H198ZM198 235H196V236H198ZM166 236H169L170 238H174V237H171L170 236V233L168 235H166ZM180 236L181 235H179L178 237H180ZM186 236H187V238H189L188 234H186ZM206 236H207V234H206ZM178 237L177 238H174V240L175 239L176 240L179 239L180 241H185L186 240L185 237H184L185 238L184 240H181L183 238H178ZM195 237H194V240H195ZM191 238H193V237L190 236V239ZM196 238H198V237H196ZM208 238H206V239H208ZM190 239H189V241H190ZM176 240L174 242L172 241L171 243L173 244V243L177 242ZM179 240H178V244L177 245H179ZM200 240H199V242H201ZM202 240H204V239L202 238ZM211 240L213 241L214 239H211ZM199 242H197V245H198ZM214 242L213 243L217 245V243H216L215 240H214ZM88 243H90L89 245H91L92 248L95 247V248H93V250H95L94 252H96L95 254L92 253L93 251L91 253L90 252H87V251H84V252L82 251L84 249L83 247L86 244H88ZM110 243H111V245H110ZM110 243H109V246L107 244L106 247L110 248V246H111L110 253H111L112 257L115 256L114 258H119V255H117V257L115 255V253L117 252V250H115V248L112 247V244L113 243L112 242H110ZM169 243H170V241H169ZM192 243H193L192 245H194V242H192ZM207 243H205V246H207ZM80 244H82V245H80ZM180 244H181V242H180ZM183 244H184V242H183ZM183 244H181V245H183ZM181 245L179 246V248H181ZM216 245H214V246H216ZM113 246H114V244H113ZM160 246H155V247H160ZM175 246L176 245H174V247ZM162 247H163V245L161 246V251H162V249L165 246L163 248ZM187 247H188V245H187ZM195 247H196V249H198L197 246H195ZM195 247L194 246L193 247L191 246V248H189V249H192V248H195ZM157 249H159L158 252L156 254L154 253L155 254L154 256L157 258V260L158 259H161V258H164V256H165L166 259L168 258V259H172L173 260L172 257L175 254H177V256H178V251L180 250V249L179 250L176 249V253H174V252H173L174 254L172 253L173 256H170L171 255V253H170V255L168 257H166L167 255L166 254L164 255V252L163 251L162 252H163V255L164 256L162 255V252L160 251V248H157ZM209 249H212V248H209ZM163 250H165V249H163ZM102 251H103V253H102ZM105 251H108V250L106 249ZM155 251H157V250H155ZM167 251H168V249H167ZM167 251H165V252L167 253ZM169 252L170 251H168V253ZM184 252H187V251H185V249H184ZM113 253H114V255H113ZM148 253L151 254L152 252L149 250ZM180 253L183 255V252L181 250H180ZM194 254H196V253H193V255ZM185 255L186 254H184V256H181V257L184 258ZM188 255L186 256L187 259L190 257V255L189 256ZM196 255H198V254H196ZM200 255H202V253ZM205 255L203 254L204 257H206ZM105 256H106V258H105ZM121 256L122 255H120V259L123 258V257L121 258ZM177 256H175L174 258H176ZM83 258H85V260ZM127 258H128V256H127ZM154 258H152V259L154 260ZM165 258L164 259H161V260L165 261L166 260ZM186 258H184V259L187 260ZM191 258L192 257H190L189 260ZM176 259H174V261ZM184 259H182V260L184 261ZM107 260H109V261L107 262ZM153 260L151 261V263L154 262ZM224 260L226 262H223ZM210 261L207 260V262H210ZM212 261L210 263L213 264L214 261L213 262ZM160 262L158 261V263H160ZM177 262H176V264H179ZM204 262H205V260H204ZM207 262H205V263H207ZM122 263H124V262H122ZM173 263H175V262H173ZM185 263H186V261H185ZM199 263H201V262H199ZM216 263H214V264H216ZM160 264H162V263H160ZM170 264H171V262H170ZM202 264H204V263H202ZM231 264H233V263L231 262Z\"/></svg>","mask_w":264,"mask_h":264},{"label":"snow or ice","instance_id":"6c2138e0","mask_svg":"<svg viewBox=\"0 0 264 264\" xmlns=\"http://www.w3.org/2000/svg\"><path fill=\"white\" fill-rule=\"evenodd\" d=\"M41 26L46 27L41 21ZM0 72H2V66H0ZM47 74V73H46ZM4 92L3 88L0 87V113L3 112L4 109ZM12 102L9 100V110H11ZM11 182V178H6L3 171V165L0 163V245H2L4 238V230L5 227L8 228H25L26 226H30L32 222L31 215L23 208V206L17 204L14 200H12L11 195L7 194L8 185ZM10 212L12 214V221L8 220V217L5 213Z\"/></svg>","mask_w":264,"mask_h":264},{"label":"water","instance_id":"95a60500","mask_svg":"<svg viewBox=\"0 0 264 264\" xmlns=\"http://www.w3.org/2000/svg\"><path fill=\"white\" fill-rule=\"evenodd\" d=\"M6 178H8V176H5ZM8 214H11L10 212H8V213H5V215L7 216Z\"/></svg>","mask_w":264,"mask_h":264}]
</instances>
